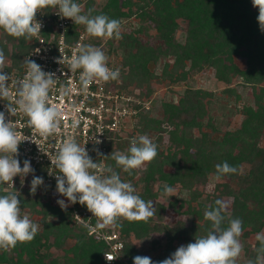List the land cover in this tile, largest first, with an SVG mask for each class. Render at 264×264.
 <instances>
[{
  "label": "trees",
  "instance_id": "16d2710c",
  "mask_svg": "<svg viewBox=\"0 0 264 264\" xmlns=\"http://www.w3.org/2000/svg\"><path fill=\"white\" fill-rule=\"evenodd\" d=\"M74 2L82 5V14H103L121 22L122 39L88 35L86 45L101 48L108 64L120 70L117 82L122 93L152 105L150 110L141 111L136 130L109 142L108 157L114 151L127 153L131 140L139 135L149 136L158 152L152 163L133 170L131 176L107 159L108 167L123 182H130L135 194L152 201L155 209L147 222L121 221L122 227L117 230L124 248L112 264H134L136 256L150 257L153 264H159L179 247L206 236L212 227L204 219V212L217 207L218 199L228 204L222 228L229 226V218L243 222L239 239L244 256L237 264L254 262L260 244L256 239L250 245L249 240L264 231V32L258 23V8L252 0ZM54 10L43 12L49 29L56 22ZM132 19L136 22L125 26ZM81 32L87 34L85 26L73 22L69 40H78ZM34 45L33 39L14 38L0 29V49L6 57L4 71L10 75L22 69ZM161 62L163 75L175 87L188 84L196 74L212 71L218 82L229 86L224 94L243 102L238 111L242 118L239 125H232L230 118L222 120L213 93L195 87L186 89L177 103L164 100L156 115L152 81ZM238 79L241 81L236 87H241L243 94L250 92V98L232 88ZM225 161L238 171L216 181V165ZM165 184L176 191L167 206L159 201ZM212 185L213 190L208 192ZM4 188L7 186L0 185V195H18L22 215L40 217L32 220L40 227L32 242L18 244L8 252L0 250V264H107L104 255L108 245L78 225L71 210L62 209L37 192L33 195L30 188L7 192ZM203 197L205 201L200 202ZM168 210L185 219L165 222ZM138 242L143 247L147 243L149 249L138 247ZM54 250L63 251L64 256H54Z\"/></svg>",
  "mask_w": 264,
  "mask_h": 264
},
{
  "label": "clouds",
  "instance_id": "9594fccd",
  "mask_svg": "<svg viewBox=\"0 0 264 264\" xmlns=\"http://www.w3.org/2000/svg\"><path fill=\"white\" fill-rule=\"evenodd\" d=\"M252 3L259 10L257 19L261 31L264 32V0H252ZM49 8L57 9L58 14L72 20L76 25H84L91 37L122 39L119 20L110 19L103 14L92 16L91 12L82 14V5L74 0H0V29L14 38L31 40L41 33L42 24L36 19L37 13H43ZM59 50L62 54V50ZM57 63L64 65L65 58ZM5 64L6 57L0 49V100L8 101L6 111L11 116L19 113L27 117L31 137H26L23 141L31 139L38 145L37 136L43 140L55 137L61 130L64 113L63 105L53 103L50 92H58L62 99L70 96L73 88L64 85L57 88L58 79L54 73L44 72L35 61L25 58L26 74L23 79L12 81L16 87L12 94L9 86L11 77L4 71ZM67 64L73 75L79 72L78 80L84 94H87L93 82L118 81L120 77V70L110 69L105 53L93 45L78 47V54L74 52ZM79 123L74 118L72 129L75 130ZM64 127L68 125L65 124ZM92 141L97 145L101 143L96 137ZM21 142V133L15 129L12 121H6L5 113L0 112V185L13 186L17 176L21 178L23 185L24 178L32 173L30 191L35 195L37 189L44 184V179L34 175L29 160H25L21 167V162L17 159ZM85 145L81 146L75 137L68 136L49 158L59 173L55 177L58 194L66 197L72 205H86L87 210L96 218L94 227L85 225L89 234L103 229L114 231L122 227V220L147 222L153 217L155 209L152 201L146 202L135 194L134 186L130 182H123L112 167L105 168L100 161L93 162ZM130 145L127 153L114 151L109 157H103L99 149L94 150L103 159L114 160L123 172L131 176L133 170H141L152 163L158 152L157 145L147 135L133 138ZM237 171V167L225 161L222 165H216L215 179L219 181ZM3 191L7 192V188ZM173 191L172 187L165 184L162 195L171 196ZM57 203L62 209L69 206L63 199ZM215 203L217 207L204 212V219L211 222L212 230L206 236L196 238L194 243L179 247L159 264H237L243 251L239 239L243 234V222L239 218H229V226L222 228L227 205L220 199ZM21 209L18 195H0V250L4 252L15 249L18 244L32 242L38 233L40 226L28 215H22ZM256 239L260 244L258 254L256 260L249 261V264H264V232L258 233ZM105 257L110 261L108 254ZM134 264H153V261L147 256H136Z\"/></svg>",
  "mask_w": 264,
  "mask_h": 264
},
{
  "label": "built area",
  "instance_id": "2783aa9c",
  "mask_svg": "<svg viewBox=\"0 0 264 264\" xmlns=\"http://www.w3.org/2000/svg\"><path fill=\"white\" fill-rule=\"evenodd\" d=\"M57 9L54 10L53 17L55 23L52 29H49L47 21L43 17V13H37L36 19L42 24L41 33L34 37V47L26 58L35 61L39 64L42 70L46 73H54L58 79L56 87L70 86L73 91L70 96L60 98L56 91L50 92V98L55 104L63 105L64 118L61 123L60 132L48 140L36 137L35 144L31 139L23 141L26 137H31V129L27 127V117L22 114L11 116L7 111V102L0 100V112H4L6 121H12L15 129L21 133V144L19 145V155L17 159L21 162L29 160L34 169V175L43 177L44 184L41 189H38L39 195L46 198H53L55 203L63 199L68 203L69 209L73 213L74 221L78 225H89L94 227L96 218L87 210L86 205L76 203L72 205L67 201L66 197H62L57 192L56 175L58 170L52 166L50 158L57 150V146L62 145L68 136H73L77 142L86 147L93 162H99L105 167H108L107 159L109 155V142L119 140L120 137H125L128 131H134L137 128V123L140 119V113L144 110L151 109V102H142L140 98L126 95L120 91L119 82L110 81L93 82L88 89L87 94L81 91V86L78 80L79 72L73 75L68 69L67 61L71 59L73 53L78 54V47L85 46L88 42V34L81 32L78 40H69V27L73 23L72 20L63 18L58 14ZM43 18V19H42ZM39 49V51H37ZM62 50V54L60 50ZM65 58L64 65L57 63L58 60ZM110 69H118L116 66L108 64ZM26 74V65L10 74L9 81L10 93L14 94L16 87L12 81L23 79ZM75 109V111H73ZM80 121L79 126L73 130L71 123L73 119ZM67 124L68 127H64ZM125 134V135H123ZM96 137L101 141L100 144H95L92 140ZM99 149L98 155L97 151ZM107 175V173H104ZM33 174L30 173L24 178V184L21 185L19 176L14 178L13 186L6 185L8 190H24L30 188L27 186V181H31ZM79 216L81 219L77 218ZM86 228V227H85ZM95 236L98 240L104 241L108 245L107 253L111 259L108 261L104 255V260L107 264H112L118 260L124 244L121 241L119 231L107 229L99 230L98 233L89 234Z\"/></svg>",
  "mask_w": 264,
  "mask_h": 264
},
{
  "label": "rangeland",
  "instance_id": "374dc122",
  "mask_svg": "<svg viewBox=\"0 0 264 264\" xmlns=\"http://www.w3.org/2000/svg\"><path fill=\"white\" fill-rule=\"evenodd\" d=\"M100 1L101 0H96L97 3H100ZM135 22L136 21L134 19H132V20L128 21L127 23H125V26H129L130 24H132V23L134 24ZM180 36H181V32L178 33V37H180ZM121 58H122V55L120 54L119 59L121 60ZM238 63H240V62L238 61ZM162 66H163L162 62L160 64H158V66L156 67V70H155L156 79H154L152 81L153 87L155 89L154 98L156 99V104H155L156 106H155L154 110H157L156 115L160 114V106L164 100L174 99V101L177 103L178 100L181 98L183 92L186 89L195 87V88H202V89H205L209 92H212L213 95L215 96V100L217 102L215 104V106L218 109V113H219V115H221V117H223L222 120L226 119V118L227 119L230 118L232 121L231 122L232 125H234V126L239 125L242 118L238 114V111L242 108L243 102L237 101L236 97H234V96H228L227 94H224V91L227 88H229V86H227V84H225V83L218 82L214 78V73L212 71H206L203 73L196 74L194 79H191L188 82V84L183 83L180 87H175L172 85L169 77L166 75H163ZM240 81H241V79H238L236 82L234 81L235 83L232 86V88L235 89L236 92L238 94H240L241 96H249L248 98H250L251 97L250 92L248 94H243V89L241 87H236L237 83ZM248 98H246L245 100H247ZM123 135H125V134H123ZM30 184H31V182L27 181V186ZM213 188H214V185L210 186V188L207 189V191L211 192L213 190ZM174 194H176V191L175 192L173 191L171 195H174ZM51 199H53V198H51ZM172 200H173L172 196H163L162 195V197L159 201L167 206ZM53 201L55 202L54 199H53ZM199 201L204 202L205 197L201 198ZM224 202L226 203L227 208H228L227 201H224ZM164 215H166L165 222L170 221L171 223H175L177 220L185 219V216L176 217V215L169 210L166 211L164 213ZM28 216L31 220L37 221L40 219V217H38V216H30V215H28ZM255 242H256V236H253L252 238H250V240H249L250 245H253ZM137 246L143 247V245L139 242H138ZM144 246L145 247L142 248L143 250L149 249V245L147 243ZM52 254L56 257L64 256V252L61 250H54ZM243 256H244V251H242V254L240 255V257H243Z\"/></svg>",
  "mask_w": 264,
  "mask_h": 264
}]
</instances>
